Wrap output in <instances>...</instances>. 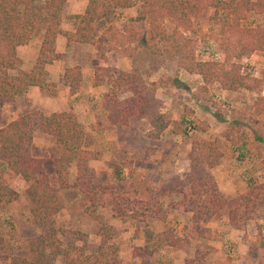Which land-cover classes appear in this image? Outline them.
I'll return each mask as SVG.
<instances>
[{"label": "trees", "instance_id": "16d2710c", "mask_svg": "<svg viewBox=\"0 0 264 264\" xmlns=\"http://www.w3.org/2000/svg\"><path fill=\"white\" fill-rule=\"evenodd\" d=\"M67 1L46 0L40 4L37 0H0V113L3 104L14 102L32 87L47 96H54L55 88L47 81L45 66L60 58L55 45L61 34L60 19ZM136 6L138 14L133 21L114 24L119 12ZM210 9L214 10V20L224 25L225 59L222 63L197 60L193 47L195 41L188 36L195 33V22ZM251 14L264 16V0H87L76 29L64 37L67 47L92 44L101 56L110 45L126 59H133L141 53L170 55L176 59L180 70L200 77L203 85L193 99L196 103L210 104L220 120H224L229 111L212 101L208 95L210 86L215 84L229 92H254L257 97L248 121L251 127L262 128L264 132V123L260 121L264 115V67L260 77L256 78L243 75L239 67L230 65L232 61L264 53V28L251 24ZM41 32L39 53L32 70H19L17 48L29 44ZM104 78L108 89L103 96V106L109 125L128 126L132 122L144 121L153 139L167 129L168 121L161 113L162 101L158 98L157 86L148 84L137 73L102 67L95 69L93 86H100ZM60 82L69 88L70 95L78 93L82 84L80 67L65 70ZM164 82L176 85L177 78ZM242 125L233 119L221 133L231 148L238 146L239 140L248 138ZM36 132L54 140L49 156L56 186L51 185L43 160L31 154ZM263 135H256L255 139L264 142ZM84 137L81 124L71 112L44 116L41 111H32L0 128V210L17 199L11 183L15 179L22 180L27 184L25 196L31 205L30 222L36 231V235L25 242L24 255H9L0 231L1 263L120 264L118 248L112 244V227L98 211L99 196L105 188L89 166L99 159V155L84 147ZM224 156L225 153L213 141L194 137L188 154V172L183 178L173 177L158 189L159 197L181 195L179 204L185 212L192 214L191 222L198 228L199 238H211V231L205 225L218 216L225 217L228 224L239 231H243L251 220L262 218L259 212L264 207V183L247 182V190L231 200L220 193L212 171ZM260 165L264 172V155ZM72 166L76 171V187L87 202L85 213L98 225L100 243L93 254L87 253L86 235L61 230L56 225L55 216L64 208L62 193L69 185ZM149 193L148 201L139 204L144 205L146 213L150 212L148 216L153 221L164 222L166 215L159 216L162 206L154 202L152 192ZM133 209L125 205L124 212L121 204L113 206L119 218L126 217L128 212L134 213ZM178 242L171 237L166 245L175 247ZM145 253L146 249L133 250L135 257ZM59 259L62 263H58Z\"/></svg>", "mask_w": 264, "mask_h": 264}, {"label": "rangeland", "instance_id": "374dc122", "mask_svg": "<svg viewBox=\"0 0 264 264\" xmlns=\"http://www.w3.org/2000/svg\"><path fill=\"white\" fill-rule=\"evenodd\" d=\"M45 1L37 0L40 4ZM86 4L87 0H68L62 11L61 34L56 41V51L65 54L60 55L47 75L48 83L56 87L55 96L40 94L41 98L35 102L36 107L32 108V103L24 96L19 98L20 103L16 102V98L12 103L3 104L0 128L16 117L17 113L58 110L55 100L61 87H57L54 82L65 70L79 66L82 85L78 94L62 107L66 109L65 112L73 113L81 124L85 133L84 147L99 155V159L92 161L89 166L105 188L99 196V213L107 223L111 218L121 221L113 233L112 241L115 247L118 246L120 264H264V207L259 212L262 218L251 220L243 231L234 229L225 217L212 219L205 225L211 231V238L207 240L199 238L198 228L191 223V215L186 214L179 204L182 200L180 196L159 197L157 194L160 186L173 177H184L194 137L213 141L225 153L218 170L223 178L221 185L231 180L234 183L229 184L235 189L233 198L246 190L247 182L264 183V172L260 165L264 142L255 139L256 135L262 136L264 132L262 128L251 127L248 121L257 94L241 90L229 92L215 84L210 86L208 95L212 101L229 111V115L220 120L214 115L210 104L196 103L193 99V95L203 85L200 77L190 76L180 70L176 59L170 55L150 56L141 53L133 59H126L112 45L103 56L92 44L65 46L64 35L74 32ZM137 14L138 6L119 12L114 24L120 25L130 19L133 21ZM250 21L252 25L264 28V16L251 14ZM194 26L195 33L188 36L195 41L193 47L197 60L222 63L225 59L222 37L224 25L214 20V10L205 12ZM42 35L43 32L29 42L32 50L37 52ZM230 65L239 67L243 75L259 78L264 67V53L258 52L249 59L232 61ZM98 67L134 72L148 84L157 86V95L162 101L161 113L168 121L167 129L157 139L149 136L150 129L144 121L132 122L128 126L108 124L103 106V96L108 89L106 78L100 86L93 87L94 72ZM175 78L176 85L164 82ZM47 100H51L52 104L46 106ZM14 108L18 111L15 112ZM233 119L243 124L248 138L239 140L238 146L231 148L221 133ZM260 121L264 123V115ZM53 147L52 137L40 132L34 134L31 154L43 160V168L50 183L56 186L49 156ZM224 170H229V174H224ZM75 178L76 171L72 166L69 185L62 193L64 208L55 216L56 225L61 230L86 235L87 253L93 254L100 243L98 225L85 213L87 202L79 193ZM11 187L18 196L0 210V231L4 235L7 253L24 255V244L36 235V231L30 222L31 205L25 196L27 184L15 179ZM148 192H152L154 202L162 206L159 216L166 215L164 222H154L148 216L150 212L146 213L144 205L139 204L148 201ZM117 203L121 204L124 212L125 205L133 207L135 212H129L124 219L119 218L113 210ZM150 204L153 205V202ZM171 237L179 240L173 248L166 245ZM249 244L252 249L247 247ZM134 249H146L147 253L135 257ZM58 263H62V259Z\"/></svg>", "mask_w": 264, "mask_h": 264}, {"label": "crops", "instance_id": "0c3cea01", "mask_svg": "<svg viewBox=\"0 0 264 264\" xmlns=\"http://www.w3.org/2000/svg\"><path fill=\"white\" fill-rule=\"evenodd\" d=\"M87 5V4H86ZM85 8H86V6H85ZM84 13V12H83ZM60 35H58L57 36V38H56V41L58 42V37H59ZM65 46H66V43H65ZM39 47H40V44H39ZM55 52L57 53V54H59V55H61V54H65V53H58L57 51H56V45H55ZM38 53H39V49H37V52L36 51H34V50H32L31 48H30V45L29 44H27V45H25V46H22V47H19V48H17V51H16V55H17V58L19 59V61H20V64H19V70H21V71H23V72H30L31 70H32V68H33V65H34V63L36 62V59H37V56H38ZM60 59V58H59ZM57 61L58 60H56V61H54L51 65H47V66H45V71L47 72V75L51 72L50 71V68L52 69V67L57 63ZM63 72L61 73V76L60 77H58L57 78V80H56V82H54V83H57V87L59 86V87H61L59 90H58V96H57V99L55 100L56 101V103H55V105L58 107V110H54V111H49V112H47L46 110H44L43 111V115L44 116H49V115H51V114H53V113H56V112H65L66 111V109H63V107H62V105L64 104V103H68V102H70L72 99L71 98H73L76 94H78V93H76V94H74V95H70V93H69V88L68 87H66V86H64V85H62L61 83H58L59 81H60V79L62 78V76H63ZM58 81V82H57ZM82 85V84H81ZM94 87V86H93ZM95 88V87H94ZM55 93H56V87H55ZM40 94H43V93H41L40 91H39V89L37 88V87H32V88H30L27 92H26V94L25 95H23L24 96V98L26 99L27 98V100H29L31 103H32V106L30 107V108H32V107H36L35 105V102H36V100H38V99H40L41 98V95ZM55 96V95H54ZM53 96V97H54ZM48 97H50V96H48ZM47 97V99H49ZM19 98L20 97H18L17 98V103H20L18 100H19ZM16 104V103H15ZM52 104V101L51 100H47V102H46V106L47 105H51ZM17 108V107H16ZM16 108H14V110L16 109ZM42 108V107H41ZM14 110H13V112H14ZM16 111H18V110H15V112ZM19 114V115H18ZM22 115H24L23 113H17V115H16V117H14L10 122H12V121H14V120H16L18 117H20V116H22ZM9 122V123H10ZM8 124V123H7ZM34 134H36V133H34ZM220 163V162H219ZM219 166L220 165H218L216 168H214L213 169V171H212V174H213V176H214V178H215V180H216V182H217V186H218V189H219V191H220V193L222 194V196L225 198V199H227V200H231V199H233V197L236 195L235 194V189L233 188V185H229V184H234L233 182H232V180H231V182L229 181V182H227V184L226 185H221V183H222V181H223V178L219 175L220 174V170H218V168H219ZM188 170H189V166H188V168H187V170L185 171V174L188 172ZM231 172V171H230ZM224 174H229V170H224V172H223ZM184 174V175H185ZM231 179V178H230ZM246 190H247V184H246ZM245 190V191H246ZM244 191V192H245ZM243 192V193H244ZM169 195H176V196H180L181 197V195H178V194H169ZM169 195H165V196H169ZM164 196V197H165ZM184 211V210H183ZM185 212V211H184ZM129 213V212H128ZM186 214H190L191 215V218H192V214L191 213H189V212H186ZM121 218H125V217H121ZM154 222H158V221H154ZM192 223V222H191ZM108 224L112 227V231H113V233H114V231H116V228L117 227H119L120 226V224H121V221L120 220H118V219H113V218H111L110 220H109V222H108ZM113 241V240H112ZM112 244L114 245V243L112 242ZM118 244L116 243V246H117ZM115 246V245H114ZM117 248H118V246H117ZM169 248H173V247H169ZM119 259H120V262H121V258L119 257Z\"/></svg>", "mask_w": 264, "mask_h": 264}]
</instances>
